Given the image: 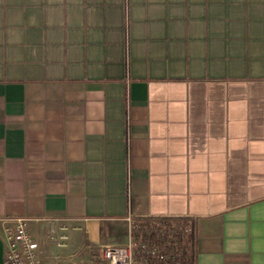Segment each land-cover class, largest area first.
I'll use <instances>...</instances> for the list:
<instances>
[{
    "label": "crops",
    "instance_id": "crops-1",
    "mask_svg": "<svg viewBox=\"0 0 264 264\" xmlns=\"http://www.w3.org/2000/svg\"><path fill=\"white\" fill-rule=\"evenodd\" d=\"M129 213L264 264V0H0V228L84 261Z\"/></svg>",
    "mask_w": 264,
    "mask_h": 264
},
{
    "label": "built area",
    "instance_id": "built-area-1",
    "mask_svg": "<svg viewBox=\"0 0 264 264\" xmlns=\"http://www.w3.org/2000/svg\"><path fill=\"white\" fill-rule=\"evenodd\" d=\"M127 218L129 231L124 242L95 246L84 261L57 264H194L191 225L170 231L166 225L176 218L153 217L155 225L135 221L130 213ZM28 221L26 216L1 219L5 264H40L38 243ZM161 222L166 225L160 227Z\"/></svg>",
    "mask_w": 264,
    "mask_h": 264
},
{
    "label": "rangeland",
    "instance_id": "rangeland-1",
    "mask_svg": "<svg viewBox=\"0 0 264 264\" xmlns=\"http://www.w3.org/2000/svg\"><path fill=\"white\" fill-rule=\"evenodd\" d=\"M153 218H134L135 221H139L140 223H144V224H153L155 225L152 220ZM160 227H163L164 225H166L165 223L161 222V224H159ZM191 225V223L189 221H186L184 219H172L169 220L166 227L168 229H170V231H172L173 229H177V228H185V227H189ZM189 231V230H188Z\"/></svg>",
    "mask_w": 264,
    "mask_h": 264
},
{
    "label": "trees",
    "instance_id": "trees-1",
    "mask_svg": "<svg viewBox=\"0 0 264 264\" xmlns=\"http://www.w3.org/2000/svg\"><path fill=\"white\" fill-rule=\"evenodd\" d=\"M193 257V256H192Z\"/></svg>",
    "mask_w": 264,
    "mask_h": 264
}]
</instances>
